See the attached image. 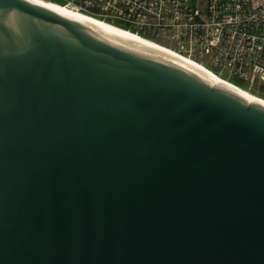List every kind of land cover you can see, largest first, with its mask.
<instances>
[{"label": "water", "instance_id": "water-1", "mask_svg": "<svg viewBox=\"0 0 264 264\" xmlns=\"http://www.w3.org/2000/svg\"><path fill=\"white\" fill-rule=\"evenodd\" d=\"M0 264H264V107L0 0Z\"/></svg>", "mask_w": 264, "mask_h": 264}, {"label": "built area", "instance_id": "built-area-1", "mask_svg": "<svg viewBox=\"0 0 264 264\" xmlns=\"http://www.w3.org/2000/svg\"><path fill=\"white\" fill-rule=\"evenodd\" d=\"M86 5L96 6L100 20L264 98V0H89Z\"/></svg>", "mask_w": 264, "mask_h": 264}, {"label": "bare ground", "instance_id": "bare-ground-1", "mask_svg": "<svg viewBox=\"0 0 264 264\" xmlns=\"http://www.w3.org/2000/svg\"><path fill=\"white\" fill-rule=\"evenodd\" d=\"M69 19H72L76 22H79L83 25H86L94 30H97L105 35H108L112 38H115L121 42H124L128 45L136 47L140 50L148 52L152 55L160 57L164 60H167L179 67H182L194 74L199 75L203 79L207 80L213 85L223 86L226 89L236 93L240 97H242L247 102L253 104H259L264 107V98L257 97L256 95H252L249 91H245L240 87L234 86L232 84L226 83L222 80H219L214 75L209 73L206 69L201 67L200 65L185 59L174 52L167 50L166 48L159 46L151 41L138 37L132 33L124 31L116 26L103 22L97 18L79 13L78 11L72 10L68 7H62L56 4H52L45 0H24Z\"/></svg>", "mask_w": 264, "mask_h": 264}, {"label": "trees", "instance_id": "trees-1", "mask_svg": "<svg viewBox=\"0 0 264 264\" xmlns=\"http://www.w3.org/2000/svg\"><path fill=\"white\" fill-rule=\"evenodd\" d=\"M50 1V3H52V4H56V5H58L59 4V6H62V7H67L66 5L67 4H69V3H71V2H73V3H78V4H80V6L83 8L84 6L87 8V5H86V3H87V1H89V0H49ZM49 1H47V2H49ZM84 9V8H83ZM84 12H85V15H88V16H91V17H94V18H97L98 17V9L96 8V6L94 7V8H87V9H84L83 10ZM100 20V19H99ZM102 21V20H101ZM104 22V21H103ZM113 26H115V25H113ZM117 26H119V25H117ZM116 26V27H117ZM119 28V27H118ZM260 98H262V97H260Z\"/></svg>", "mask_w": 264, "mask_h": 264}, {"label": "rangeland", "instance_id": "rangeland-1", "mask_svg": "<svg viewBox=\"0 0 264 264\" xmlns=\"http://www.w3.org/2000/svg\"><path fill=\"white\" fill-rule=\"evenodd\" d=\"M45 1H49V0H45ZM50 2V1H49ZM59 5V4H58ZM68 8H70V9H72V10H75V11H77V10H79L78 12L79 13H82V14H85V12L83 11L84 9H87L85 6L82 8L81 6H80V4H78V3H73V2H71V3H69V4H67L66 5ZM77 9V10H76ZM97 19H99V17H97ZM237 87H240L239 85H237ZM241 89H243V90H245L246 91V89H244L243 87H240ZM253 95V94H252ZM258 97V96H257Z\"/></svg>", "mask_w": 264, "mask_h": 264}]
</instances>
